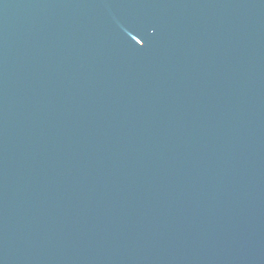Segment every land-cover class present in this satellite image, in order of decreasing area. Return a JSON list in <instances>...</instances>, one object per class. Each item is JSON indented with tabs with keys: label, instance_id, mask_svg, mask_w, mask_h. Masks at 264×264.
<instances>
[{
	"label": "water",
	"instance_id": "obj_1",
	"mask_svg": "<svg viewBox=\"0 0 264 264\" xmlns=\"http://www.w3.org/2000/svg\"><path fill=\"white\" fill-rule=\"evenodd\" d=\"M0 264H264V0H0Z\"/></svg>",
	"mask_w": 264,
	"mask_h": 264
}]
</instances>
